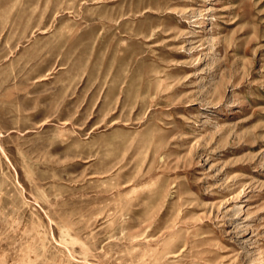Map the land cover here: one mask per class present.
<instances>
[{
	"label": "rangeland",
	"instance_id": "obj_1",
	"mask_svg": "<svg viewBox=\"0 0 264 264\" xmlns=\"http://www.w3.org/2000/svg\"><path fill=\"white\" fill-rule=\"evenodd\" d=\"M0 264H264V0H0Z\"/></svg>",
	"mask_w": 264,
	"mask_h": 264
}]
</instances>
